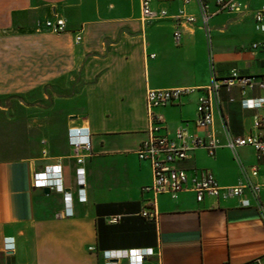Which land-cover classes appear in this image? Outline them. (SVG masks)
Segmentation results:
<instances>
[{"label": "crops", "instance_id": "crops-1", "mask_svg": "<svg viewBox=\"0 0 264 264\" xmlns=\"http://www.w3.org/2000/svg\"><path fill=\"white\" fill-rule=\"evenodd\" d=\"M203 1L210 14L205 27L198 0H154L153 9L168 16L149 22L141 19L140 0H0V98L26 104L43 92L50 106L58 85L60 107L69 108L60 139L43 125L28 131L26 143L14 140L10 157L0 153V264H106L104 251L136 248L156 250L144 264H264V217L250 191L241 199L201 203L190 191L177 199L159 195V220L142 216L154 199L144 191L153 182L151 163L138 156L148 138L147 91L201 89L234 70L264 77V48L253 47L264 43L254 19L264 1L238 0L247 9L233 13H217V0ZM182 9L195 21L177 19ZM58 18L67 32L45 29L46 21ZM202 93L158 109L166 121L161 134L174 137L179 128L204 134L195 124ZM244 98H264V90H221L215 130L223 144L228 137L264 135L253 128L260 111L242 108ZM50 119L43 115L44 123ZM30 122L37 123L36 116ZM74 128L91 132L82 165L69 145ZM53 166L61 167L65 190L74 196L72 217L64 214L62 193L33 187L34 174ZM79 166L85 169V203L76 195ZM176 167L191 179L210 172L223 187L243 184L255 167L253 182H264V158L252 148L223 147L214 156L198 149ZM260 201L264 205V192ZM7 238L12 251L5 250Z\"/></svg>", "mask_w": 264, "mask_h": 264}, {"label": "built area", "instance_id": "built-area-1", "mask_svg": "<svg viewBox=\"0 0 264 264\" xmlns=\"http://www.w3.org/2000/svg\"><path fill=\"white\" fill-rule=\"evenodd\" d=\"M191 0H182L187 5ZM264 1V0H263ZM154 0H140L141 16L143 22H149L168 16L166 10L155 11L153 9ZM201 9V18L204 27L208 25L210 14L209 6L203 0H198ZM217 13L220 12H241L247 9V5L238 0H217ZM177 19L185 18L189 22H194L195 17L186 14L185 10L179 11L175 16ZM255 23L264 33V2L254 13ZM45 29L49 32L62 34L67 32V23L64 19L48 20L45 22ZM174 41L177 45L181 43L182 32L175 31ZM81 36L77 35L76 43L81 41ZM264 43L254 44L257 48ZM154 57V56H152ZM239 86L250 91L258 88L264 90V77H253L232 71L228 77L215 78L211 85L196 88H172V89H149L146 93V107L148 118V138L141 144L138 156L141 160H148L152 166L153 182L144 188L145 192H152L154 199L145 203L142 216L150 221L157 222L159 213L156 209V198L159 195H168L172 199H177L183 192H193L197 202L201 203L205 198L217 200L241 199L247 191H250L255 200L259 201V208L264 217V205L260 201V195L264 192V182L255 183L253 179L259 176V170L255 167L251 169L248 179L237 186L223 187L215 176L210 172L203 173L200 177L191 179L187 172L176 167V164L189 158L191 152L204 149L210 156H214L220 148L226 147L231 151H238L242 148H252L264 158V135L251 134L245 137H228L225 144L215 130V106L220 98L221 90L230 91L233 87ZM196 91L203 93L198 99L196 127L203 130L204 134H192L184 128H179L174 137L161 134L165 128V118L157 110L180 102ZM242 108L256 110L260 113L254 116V130L264 129V98L242 99ZM69 145L73 149L77 158V163L82 165L84 158L91 152V132L87 128H74L68 132ZM77 199L81 203L87 200L85 169L81 166L76 170ZM33 187L36 189H50L64 195V214L66 217L73 216L74 196L65 190L60 166L47 167L44 171L35 173ZM243 206H249L248 201L242 202ZM12 238L5 239L4 247L6 251H12L15 244ZM157 255L154 248H136L129 250H108L103 252L106 264H119L126 260L129 264H144L149 258ZM155 264H160L156 262Z\"/></svg>", "mask_w": 264, "mask_h": 264}, {"label": "rangeland", "instance_id": "rangeland-1", "mask_svg": "<svg viewBox=\"0 0 264 264\" xmlns=\"http://www.w3.org/2000/svg\"><path fill=\"white\" fill-rule=\"evenodd\" d=\"M58 87L57 85V89L51 92L50 106L44 104L43 92L36 95V101L32 103L27 101L26 104L23 102L20 104L21 100L19 99L23 98H0V153H3L4 157L11 156L14 140L16 142L25 140L26 143L28 131H40L43 125L50 126L53 139H60L69 117L67 116L69 108L60 107V90ZM45 114L51 116L50 123H44L43 115ZM31 116H36L38 122H30Z\"/></svg>", "mask_w": 264, "mask_h": 264}]
</instances>
